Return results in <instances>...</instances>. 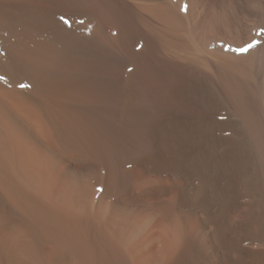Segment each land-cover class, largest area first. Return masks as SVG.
Segmentation results:
<instances>
[{"label":"bare ground","instance_id":"1","mask_svg":"<svg viewBox=\"0 0 264 264\" xmlns=\"http://www.w3.org/2000/svg\"><path fill=\"white\" fill-rule=\"evenodd\" d=\"M0 264H264V0H0Z\"/></svg>","mask_w":264,"mask_h":264}]
</instances>
